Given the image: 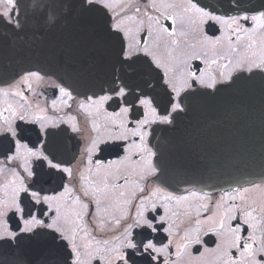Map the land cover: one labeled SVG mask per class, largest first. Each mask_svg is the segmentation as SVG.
<instances>
[{"label": "snow or ice", "instance_id": "snow-or-ice-1", "mask_svg": "<svg viewBox=\"0 0 264 264\" xmlns=\"http://www.w3.org/2000/svg\"><path fill=\"white\" fill-rule=\"evenodd\" d=\"M229 3L234 7L221 13L212 0H148L141 19L134 0L119 11L113 0H75L104 36L108 60L99 88L76 99L61 62L0 81V96L15 101L0 110V156L4 166L15 162L10 168L15 179L0 198V249L12 250L10 264H181L192 256V245L201 246L192 259L206 257V264H264V199L251 195L264 190V182L235 187L215 202L197 191L175 196L158 183L162 168L147 142L151 125H173L191 110L194 98L214 99L243 83L264 82V0ZM17 7V0H0V24L12 31L23 27ZM154 31L150 47L147 38ZM136 32L143 38L137 40ZM42 86L53 88L69 109L74 101L86 116L106 114L114 129L89 136L76 164L63 158L57 138L81 129L60 128L63 121L47 115L56 111V100L46 107L36 102L44 95L36 91ZM106 105L118 111L107 113ZM93 129L98 131L95 124ZM104 150L117 159L107 161L108 172L94 182L89 174L105 162L93 163V155ZM133 157L135 168L125 167ZM44 175L56 176L62 191L49 195ZM189 197L207 200L215 210L201 220L209 208L199 205L195 215L186 212L175 223L171 202ZM106 217L114 227H106ZM188 223L194 226L182 230ZM209 234L219 237L214 248L201 238ZM45 239L58 253L50 260L36 261L22 251Z\"/></svg>", "mask_w": 264, "mask_h": 264}, {"label": "water", "instance_id": "water-1", "mask_svg": "<svg viewBox=\"0 0 264 264\" xmlns=\"http://www.w3.org/2000/svg\"><path fill=\"white\" fill-rule=\"evenodd\" d=\"M212 2L218 8L234 7L229 0ZM49 4L61 13L83 16L75 0H18L23 27L12 31L0 24V81L28 68L61 62L68 72L65 82L75 90L99 87L108 60L105 41H44L64 34L61 26L47 23ZM89 28L92 37L101 36L91 16ZM156 147L168 169L167 182L214 190L264 181V82L243 83L214 99L194 98L190 111L158 132ZM22 251L33 260H44L42 241ZM12 256L11 249H0V264H10Z\"/></svg>", "mask_w": 264, "mask_h": 264}, {"label": "flooded vegetation", "instance_id": "flooded-vegetation-1", "mask_svg": "<svg viewBox=\"0 0 264 264\" xmlns=\"http://www.w3.org/2000/svg\"><path fill=\"white\" fill-rule=\"evenodd\" d=\"M134 2L137 6L141 8L142 12H141L140 18L143 19L142 13L147 7L148 0H134ZM160 2L161 0H157L158 4ZM113 3L114 5L117 6L116 10L119 11L121 7H126L127 0H123V3H122V0H113ZM161 10L163 11V9ZM219 10L221 13H223L224 11H228L230 9L227 7H223V8H219ZM0 11H3V8H0ZM18 13H19V8L17 7V16H18ZM149 14L154 15V13L152 12H150ZM232 14H235V13L233 12ZM89 19H90V16L71 15L67 12H64V14L59 17H57L56 15H54V17L48 15L47 23L49 25L56 23L58 26H61L62 32H64V34L62 33L60 34V32L55 33L52 37L45 38L44 41H105L103 33L99 37L96 36V37H91L88 39L80 38L77 36L78 33H81L85 30H88V31L92 30L91 28H89ZM160 23L165 24V21L161 19ZM131 27L135 31V25H131ZM175 27L177 28V31H179V24H177ZM69 28L72 30L66 31ZM135 35H136L137 40H140L143 38L142 32H136ZM217 35H219V33H217ZM155 40H156V32L154 31L153 35L147 38L148 45L151 47ZM159 51L162 56L167 55V49L163 47V44H161ZM53 78L55 79V77ZM90 88L98 89L99 87L91 86V87H85L83 89L81 88L79 90H75L73 92V95L76 99H82L83 93L89 92V94H91L89 91ZM36 91L43 92L44 94L42 97L39 98L38 101H36L40 103L42 107H46L47 105H50L53 99L56 100V111L49 109L47 115L49 117H59V120L63 121V123H60V128H70L72 124H75L81 129L79 133H73L71 131H68L65 135L57 138V145H58L60 152L62 153L63 158L66 160L72 161L73 164H76L79 161L80 154L83 152L84 148L87 147L89 136H104L107 134L109 130L114 131V129H111L110 121L108 120L106 114L104 113L95 114L94 113L91 116H86L83 112L77 110L76 104L74 101L68 102L72 104V108L69 109L62 103L63 98L59 97L58 93H56L54 89L51 87H47V86L38 87ZM77 93H80L81 95H77ZM29 99L30 101L36 100V98L32 97L31 95L29 96ZM8 103L15 104V101L10 98H5L3 96H0V110H3V108L6 107ZM105 107L107 109V113L118 111V109L115 108V106L108 107L106 105ZM93 124H95L96 129H98V131L93 129ZM173 125H151L150 134L147 137V142L149 143L151 147H153V150L157 152L156 160L160 163V166L162 168V172L159 174L160 179L158 181L160 186L163 189H165L166 192H170L173 195L178 196V197L187 195L189 191H197L201 193V195L203 193H209L212 196L213 202L218 200L219 196L222 195L224 192H229L233 188H235L233 187V188H228V189L206 190V189H201V188H196V187H189L180 181L179 182H167L166 181L168 176L164 175V171L168 169L166 166L162 165L161 163V155L156 147V140H157V135L159 131L166 130L172 127ZM129 127H131V125H129ZM53 130L59 131L60 129L56 128ZM34 138L35 137H33V139ZM101 148H106V146L101 145ZM121 155H123V153H121ZM97 159H100L104 161L105 163H103L99 167V169L94 167L92 169V172L89 174L91 177V180L94 182L98 181L100 177L104 176L108 172V169L106 167V162L116 160L117 157L113 151L104 150V151H98L97 153L93 155V163H95ZM0 160H1L0 165L3 167V170L6 169V171L8 170L9 172H11L10 168L14 166L15 162H13L12 164L8 166H4L2 156H0ZM133 161H135V157L132 158V161H125V167L135 168V164L133 163ZM130 179L134 180L135 177L132 176L130 177ZM262 182L264 181H259V182H254V183L260 184ZM42 183L49 195L56 194V192L53 190L62 191V189L59 188L60 182L56 176L44 175L42 177ZM251 184L244 185L243 187H249ZM127 187L132 188L134 187V185L130 184ZM238 187H241V186H238ZM6 189L10 190V182L8 183L7 181H5L4 178L2 180L0 179V198L4 196ZM251 195L254 196L257 200L264 199V190H260V189L254 190L251 193ZM204 204H208L209 211L205 213L201 209L202 214L199 217L201 220L204 219V216L211 214V212L215 210L212 204L209 203L207 200H203L198 197H189L187 201H183L179 204H177L176 201H172L170 204L171 211L177 213V216L173 217V220L175 221V223H179L184 218V214L186 212H189L195 215L197 206L204 205ZM160 211L163 212L162 209ZM105 219H106V227L108 228L114 227V224L111 222V219H112L111 217H106ZM193 226L194 225L188 223L186 225H181V229L190 230ZM161 235H166V234L161 233ZM110 236H111V233L108 234V237ZM97 238L99 239V237ZM201 238L205 241V246L208 248H214L215 242L219 240V237L211 235V234L207 236H202ZM81 239L85 243H90V244L94 243L91 237H82ZM42 247L45 250L44 260H50V258L53 255H58V253L53 248L51 241L47 239L42 240ZM200 247H201L200 245H192L188 249V251L192 254V256L190 257L186 255L184 258H182L181 264H206V259H207L206 257H201L199 260L192 259V257L198 256L196 249ZM201 250L203 249L201 248Z\"/></svg>", "mask_w": 264, "mask_h": 264}, {"label": "rangeland", "instance_id": "rangeland-1", "mask_svg": "<svg viewBox=\"0 0 264 264\" xmlns=\"http://www.w3.org/2000/svg\"><path fill=\"white\" fill-rule=\"evenodd\" d=\"M0 168H2V171H0V179L1 180L4 178L5 181H7L9 183L15 179V177L12 175V172H9L8 170L6 171V169L3 170V167L1 165H0Z\"/></svg>", "mask_w": 264, "mask_h": 264}, {"label": "bare ground", "instance_id": "bare-ground-1", "mask_svg": "<svg viewBox=\"0 0 264 264\" xmlns=\"http://www.w3.org/2000/svg\"><path fill=\"white\" fill-rule=\"evenodd\" d=\"M76 34H75V36H76ZM77 36L80 37V38H87L88 39V38H91L94 35H93L92 31L85 30V31H83L81 33H78ZM77 43L79 44V41H77Z\"/></svg>", "mask_w": 264, "mask_h": 264}]
</instances>
